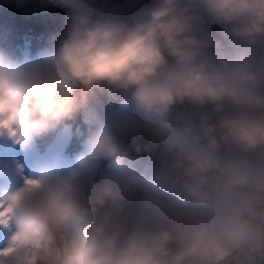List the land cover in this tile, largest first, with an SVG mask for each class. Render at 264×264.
<instances>
[{"label":"clouds","instance_id":"1","mask_svg":"<svg viewBox=\"0 0 264 264\" xmlns=\"http://www.w3.org/2000/svg\"><path fill=\"white\" fill-rule=\"evenodd\" d=\"M0 5V264H264V0Z\"/></svg>","mask_w":264,"mask_h":264},{"label":"trees","instance_id":"2","mask_svg":"<svg viewBox=\"0 0 264 264\" xmlns=\"http://www.w3.org/2000/svg\"><path fill=\"white\" fill-rule=\"evenodd\" d=\"M123 3L124 0H112ZM66 30L65 11L60 7H51L41 11H18L0 5V47L21 55L28 51L35 55L39 50L55 42ZM216 35V33H213ZM52 140L49 138L48 143ZM46 145L42 144L41 149ZM74 140L67 151L78 150Z\"/></svg>","mask_w":264,"mask_h":264},{"label":"rangeland","instance_id":"3","mask_svg":"<svg viewBox=\"0 0 264 264\" xmlns=\"http://www.w3.org/2000/svg\"><path fill=\"white\" fill-rule=\"evenodd\" d=\"M2 241H3V237H2V236H0V247H2V246H3V244H2Z\"/></svg>","mask_w":264,"mask_h":264}]
</instances>
